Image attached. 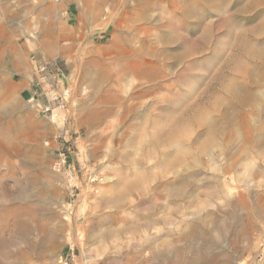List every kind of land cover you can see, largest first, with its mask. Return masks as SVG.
I'll return each mask as SVG.
<instances>
[{"label":"rangeland","instance_id":"1","mask_svg":"<svg viewBox=\"0 0 264 264\" xmlns=\"http://www.w3.org/2000/svg\"><path fill=\"white\" fill-rule=\"evenodd\" d=\"M253 1L246 13L234 9L251 0H230L222 8L199 0L189 7L215 24L218 17L236 15L233 32L245 30L254 38L250 42L263 46L264 30L255 36L250 28L264 18V3ZM115 2L90 0L84 9L78 0H0V89L8 83L13 88L4 90L11 106L0 111V124L9 127L14 148L7 145L3 153H20L11 155V171L1 164L0 153V172L12 176L10 184L19 177L25 185L31 214L28 241L19 246L10 228L0 235L10 249L0 264L153 262L151 244L160 248L162 240L173 243L180 220L193 217L194 209H183L188 203L236 223L234 215L245 208L229 201L235 202L246 186L251 189L249 206L264 193V159L257 156L264 154V138L257 139L264 134V61L242 57L243 67L233 70L231 44L225 50L226 61V56L218 58L221 51L214 39L167 73L155 78L129 75L118 82L119 61L129 57L123 54L118 60L122 52L117 46L127 47L133 39L137 48L140 42L122 26L116 30L120 44L110 45L124 5L134 6L137 0ZM171 2L158 0L153 15L165 8L161 4ZM149 24L151 30L157 27ZM230 28L228 22L221 30ZM147 47L143 46L141 57ZM17 58L25 62L24 68L14 64ZM229 82L249 83L251 100L235 102ZM218 98L227 101L216 104ZM202 112L215 118L214 127L220 128L206 149L201 136L205 124L198 121ZM225 114L230 118L225 119ZM175 129L180 131L184 150L178 154L183 160L170 167L166 163L174 146L166 133ZM240 153L246 154L239 157V165L221 175L220 167ZM181 161L191 163L188 171ZM141 172L146 174L145 178L142 174L144 182L136 176ZM172 178L181 179L183 185L178 197L169 195L171 186H177L169 183ZM218 186L223 191L218 195L202 193ZM226 187L229 193L224 192ZM65 204L71 207L69 218ZM152 207H157L153 215ZM227 239L225 233V247ZM255 256L254 264H263L264 234ZM169 259L176 264L173 257Z\"/></svg>","mask_w":264,"mask_h":264},{"label":"bare ground","instance_id":"2","mask_svg":"<svg viewBox=\"0 0 264 264\" xmlns=\"http://www.w3.org/2000/svg\"><path fill=\"white\" fill-rule=\"evenodd\" d=\"M78 1L83 3V8L87 7L90 2V0ZM111 1L115 2V0ZM171 1H173L171 4H161V6H165V8L159 10L156 17L153 15V11L156 10L158 0H137L134 6L126 4L124 5L123 13L115 21L114 30L111 32L113 39L110 42V45L119 43L120 40L116 34V30L117 28L124 26L131 32L128 36H132V38L137 39V41L140 42V46L137 48L133 47L131 44L133 39L128 42L127 47L117 46L119 51L122 52V55L119 54L116 56L117 59L120 60L123 54L124 56L129 57V59L127 60L126 58V60L124 59L119 61L120 66L115 79L116 81L119 82L121 79H125L129 75L138 76L141 78L158 77L159 74L163 72L167 73L169 69H173L174 65L179 63V61L182 59L187 58L192 53L194 54L203 49L205 45L208 46L214 39L218 43L219 49L221 51L218 55V58L226 56L225 50L231 44L232 53L229 55L230 58L233 56L232 59L236 61V63L232 65L233 70L241 69L243 67V63L240 61L242 57L249 59L258 58L259 60L261 59L264 61V45L259 46L258 44L250 42V39L254 38H249V36L244 33L245 30L239 32L238 34L233 32L234 29L232 18L236 15H231L224 18L218 17L217 22L219 23L215 24L211 20L209 22L205 21V17L202 18L196 12H194L192 8L189 7V4L192 6L193 3H199V0H183V2L182 0ZM202 3L208 7L217 6L218 8H222L223 6L227 7L231 2L230 0H202ZM262 3H264V0H262ZM115 4L117 3L115 2ZM253 6L254 1L251 0V2H248L246 5L236 7L234 11L238 13H246ZM166 12L167 16H163ZM218 12L220 11L218 10ZM128 13L130 14L128 15ZM193 21L197 23L196 27H192L190 25V22ZM228 22H230L232 28L221 30L223 25L228 24ZM149 23L157 24V27L154 28V30H151ZM217 25H219V27L214 28V26ZM255 27H251L250 32L257 36L258 33L264 30V18L260 19L258 23H256ZM199 29L200 32L197 34ZM213 31H217V33H214ZM153 34L155 35L152 39ZM148 38H150V41L160 43V46H152L149 41L147 42ZM145 44H148L147 50L145 49L146 54L141 57L142 53H144L143 46ZM145 55L149 56V59L152 60L150 62L144 60ZM229 55L226 56V61H228L227 58ZM20 61L21 58H17L15 59L14 64L17 66V68L22 69L24 68L23 66L25 62ZM188 78L189 77H187L186 80H188ZM246 84H238L234 86L232 82H229L227 85V88H230L234 91V101L239 104H245L251 100L252 93L248 88L249 83ZM12 89V84L8 83V86H6L4 90L10 91ZM4 90L0 89V111L8 106H11L10 98L4 97ZM225 101H227L226 98H218L216 100V104H220V102ZM223 116L224 114H221V117ZM244 116L245 114L243 113L242 117L244 118ZM225 117V119L230 118L227 117L226 114ZM198 121H202L205 124V128L202 131L201 136L203 137L202 148L206 149L209 145H211V140L215 135L214 131L220 132V128L217 127L216 129L214 127L215 118L211 117V115H209L207 112H202L198 117ZM166 135L168 136V141H170L174 146V153H172L167 158V163H165L166 165L168 164V166L172 167L174 162L178 163V160H183L182 156L178 153L183 151L184 148L180 142V131L178 129L170 130L168 133H166ZM263 138L264 134L258 135L257 137L259 141ZM0 143L2 146L0 149L1 164H5L4 167L9 166V171H11L13 168L12 162H10L12 161L11 155H18L20 153H3L7 151V145H9L8 148H14V143L9 133V127L4 126L3 124H0ZM8 152L10 151L8 150ZM227 154L228 153H225V156ZM245 154L246 153H240L239 156L236 155L234 158H231L229 163L225 164L223 167H220L219 171L221 172V175H224L226 172L236 168V166L239 165V157L241 158ZM257 156L261 159H264V154L257 153ZM210 158H212V156H210ZM241 161H243V159L240 160V162ZM245 163L242 164L244 169H247L248 165ZM190 164L191 163H184L181 161L184 171L189 170ZM161 169H163V167ZM142 174L143 173L141 172L140 174L136 175L137 178H140H138V181L141 179L142 181L145 180L143 179L145 173L143 174V177ZM256 175L257 173H255V176ZM9 176L10 174L7 175V172H0V235L10 228V230H13L14 237L17 238L18 245H22L21 243L28 241V218L31 215L29 214L30 205L26 203L28 195L25 185L18 180L19 177H13L11 181L12 183L10 184L8 181ZM137 178L135 180H137ZM175 182L177 183V186H171L172 189L170 190L169 195H171L173 192L174 195L178 197L181 194V187L183 185L181 179L178 180L172 178L169 183L173 185ZM218 187L214 189L202 190V193L206 197H213L218 195V193L223 192L221 191V186L219 187L220 189ZM224 187L225 186H223V188ZM227 187L224 192L227 190V193H229L230 190L227 189ZM250 197L251 189L249 186H246L244 192L239 194L238 198L235 199V202L229 201L231 205L241 204L242 208H245L244 212L236 213L234 215V221L236 223H228L225 219L216 217L213 213L214 211H206L203 213V210L205 209L202 206L192 208L193 203H188L183 207V209L187 208L188 211L190 209H194L192 213L193 217H190L189 219L183 218L180 220V223L176 226L177 231L175 233L173 243L168 241H165L164 243V240H162V246L160 248L155 244H151L152 248H155V250L151 252V258L153 259V262H148L145 264H171V262H169V258L171 257H173V261L176 264H243L244 261H246L245 264H254L256 262L255 254L258 250L261 237L264 234V193H261L256 198V200H254V206L248 205ZM64 208L66 209V216L69 218L71 207L65 204ZM156 208L157 207L151 208V215H153V213L156 211ZM151 219L156 221L155 217ZM233 224H237V226H234ZM149 225H151L150 222ZM225 233H228V247H225V245L222 243ZM196 241H199V243H196ZM181 242L184 244H181ZM11 247H13L12 244ZM16 248L18 247L16 246ZM99 250L100 248L97 246L96 252L99 253ZM9 253L10 249L8 246V241L0 238V259L7 258L10 255ZM19 254L22 255V252L20 251ZM243 259L244 261H242Z\"/></svg>","mask_w":264,"mask_h":264}]
</instances>
